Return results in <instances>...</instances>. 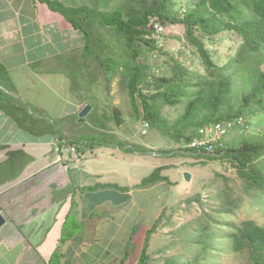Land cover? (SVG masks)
<instances>
[{
	"label": "trees",
	"instance_id": "obj_1",
	"mask_svg": "<svg viewBox=\"0 0 264 264\" xmlns=\"http://www.w3.org/2000/svg\"><path fill=\"white\" fill-rule=\"evenodd\" d=\"M47 1L53 10L60 12L83 33L87 55L94 52V45L102 50V60L96 56L107 78L121 73L134 109L133 119L136 118L142 131L143 122L149 124V129L143 135H147L152 128L159 129L166 139L181 146L182 155L201 160L203 164L207 159L228 161L234 168L226 169L225 174L218 172L219 179L212 180L214 186L210 183L211 190L217 191V198L212 194L208 201H204L202 195L195 198L201 207V228L196 237L192 236L189 240L199 247L198 252L193 254L191 264H195L198 258H201L199 264H211L212 253H222L223 241L237 262L264 264V225L249 216L244 219L239 216L243 212L264 211V0H197L189 4L182 15L175 9L176 0H95L91 7H68L59 1ZM121 2H124V6L119 5ZM115 4L118 6L113 10ZM162 22L184 27L186 44L194 47L193 55L196 52L199 54L196 57L200 60L199 70L195 69L193 58L187 66L183 60L176 59L161 48L159 53L168 57V62L161 65L162 73L159 74L150 63L149 59L158 56L156 37L164 30L158 31L156 25L163 26ZM89 23L91 26H88ZM100 29L105 32L104 36ZM224 32L237 36L238 47L235 54L222 63L216 57V49L209 48L207 44ZM97 40L100 41L98 46ZM14 101L12 96L0 91V108L16 118L23 127L38 133H45L43 129L52 133L59 131L47 120L39 123L36 115L28 108L17 106ZM88 104L92 105L90 116L96 108L90 98ZM168 106L182 108L173 124H169L168 118L161 113V109ZM114 110L113 119L115 117L117 124H123L126 119L122 109L116 106ZM38 124L43 128H39ZM127 124L130 125L129 122ZM213 126L225 130L223 136L216 137L212 142L215 153H205L204 147H188L199 135L200 128ZM103 127L108 129L106 125ZM60 138V147H75L78 152L83 150L84 145L94 143L63 134ZM118 144L126 145L122 141H117ZM126 146L123 148L126 153L149 151L144 145ZM162 149L164 153L168 150L166 147ZM67 152L72 157L69 149ZM171 152L177 154V151ZM165 168L171 166L155 168L142 179L140 185L170 182L167 176L161 174ZM99 188L125 190L113 183L88 186L81 190ZM80 227V224L66 225L61 234V243L65 244L73 238ZM156 227L148 232L140 248L129 245L122 254L121 264H151L154 261L148 248L155 237L152 234ZM164 251V247L158 250L159 253ZM163 264L185 263L183 255H177Z\"/></svg>",
	"mask_w": 264,
	"mask_h": 264
},
{
	"label": "crops",
	"instance_id": "obj_2",
	"mask_svg": "<svg viewBox=\"0 0 264 264\" xmlns=\"http://www.w3.org/2000/svg\"><path fill=\"white\" fill-rule=\"evenodd\" d=\"M49 1L77 6V0ZM84 47L83 33L47 0H0V91L18 100L17 106L25 104L39 123L47 120L54 126L65 119L73 123L87 118L79 113L89 98L77 94L69 74L71 64L76 70L71 58ZM47 108L51 114L45 113ZM43 132L23 127L0 108V212L5 217L0 264H121L129 245L145 242L159 205L163 211L167 207L170 196L162 195L158 185L166 183L171 191L185 188L168 172L179 165L158 166H171L161 173L169 183L141 186L145 176H137L139 167H148V175L154 170L144 161L149 158L142 156L144 152L123 151L119 156L112 151L103 157V143H93L83 146V160L74 164L65 150L56 151L60 135ZM106 183L125 190H81ZM69 223L83 227L62 244L61 234Z\"/></svg>",
	"mask_w": 264,
	"mask_h": 264
},
{
	"label": "rangeland",
	"instance_id": "obj_3",
	"mask_svg": "<svg viewBox=\"0 0 264 264\" xmlns=\"http://www.w3.org/2000/svg\"><path fill=\"white\" fill-rule=\"evenodd\" d=\"M93 1L95 0H77V6L75 7H91ZM176 1L177 7L175 9L178 10V12L182 15L185 13V10L188 9V5L191 3L193 4L197 0ZM119 5L124 6V2H121ZM116 6H118V4H115L112 9L114 10ZM93 13L94 11L90 12L89 16ZM162 23L164 27L163 34H158L156 37V41L159 46L157 49L158 51H156L158 56L156 58L149 59L150 63L155 66L157 72L161 74L163 69L161 67L162 63L168 62V57L160 54V48L164 49L170 55L172 54L176 59L183 60L187 66L191 64V58H193V65H195V69L199 70L201 68L200 60L196 59L199 54L196 52V54L193 55L192 52H194V47L186 44L184 39V27L181 24H171L168 22ZM88 26H91V23H89ZM100 32L101 35H105L103 29H100ZM221 36H218L213 42H208L207 45L209 48L214 47L217 52L216 57L222 63H225L230 56L235 54L238 47V38L236 35L228 32H224ZM98 43H100V41L98 42L97 40V46ZM92 51L94 52L91 54L89 53L88 55L85 53V51L83 53L77 51L76 56L74 55V58H71V61L76 60V70L75 66L71 64L69 66V74L75 79L74 87L77 94L90 98L96 109L90 116L88 115L89 117L87 116L88 118L84 119L83 121L78 119V121L72 123L69 121L70 119H65L59 123H54V127H58L60 129L57 134H67L71 136V138L77 137L81 140L83 139L94 142V144L104 143L103 157H105L104 155L107 152L112 151L116 153V155L122 156L124 151L123 148H126V145L138 144L147 146V149H150L142 156L149 157L148 160L144 161H149V163H152L154 165V169L158 168V166L162 164L177 163L179 165L176 167L177 170H175L173 167L171 171L168 172L172 178H175V180L186 186H184V189L173 187L174 190L171 191L170 186L165 185L166 183H161L158 185L161 188L160 193L165 197L167 196V199L170 196V199L167 201L166 208H168V210L165 208L163 211V206L160 204L159 208L157 209L158 214H156L154 218H151L154 219L153 221L159 222L154 234L152 235V237H155L150 242L148 252L153 255L154 261L151 262V264H163V262L167 261L170 257L177 255H183L184 263L191 264V261L194 258L193 254L198 252L199 247L197 244L192 245L189 240L192 239V236L196 237L199 229L201 228L199 227L201 207L195 198L199 195H202V198L205 199L204 201L210 200L209 196L211 194H217L216 190H211L210 188V183L212 186H214L212 180L216 181L219 179L217 177V173L221 172L225 174L227 173L226 169L234 168L230 166V162L228 161L219 162L207 159L204 160L205 164H203L201 163V160L182 155L180 151L181 146L178 144L176 145V143L172 142L170 139H166L159 129L152 128L149 130L147 135H143L142 133L145 131H142V127H139V123L136 121V118L133 119L134 109L131 106L130 94L125 82L123 81L121 73L118 72L107 78L105 76V69L101 65L100 61H97V56H100L102 60V50L98 47H95L94 45ZM85 55H87V57H84ZM82 68L83 70L81 71ZM75 73H77L76 77L74 76ZM14 102L17 103L18 100H15ZM137 102L141 115H143L144 112L141 102L139 99ZM22 105L25 106V104ZM116 106L122 109L123 117L126 119L123 124H117L115 121L116 118L114 117L115 120L113 119L115 111L114 108ZM40 112L44 114V112ZM181 112L182 108L180 107L174 108L168 106L161 109L162 115L168 118L169 124H173L178 119V116ZM45 113L51 114L52 109L47 108ZM43 116H45V114ZM128 122L130 125L127 124ZM103 125H106L108 129H105ZM117 141H122L126 145H117ZM110 144L115 146H110ZM163 147L168 149L165 153L162 152ZM175 147L178 149L174 150ZM117 149H120V152H117ZM171 149L173 151H177V154L176 152V155L171 154L173 153L171 152ZM169 150L171 151L169 152ZM124 154H126L125 151ZM130 154L137 153L133 152ZM114 163L109 162L107 165H113ZM95 164L98 166L97 162H95ZM103 168H106L105 165ZM120 170L122 171L121 167ZM148 170V167L142 165L139 167L137 176H147L149 174ZM185 171H189L193 175L191 181H187L185 179ZM115 177L116 176L112 175L110 178L111 180H115ZM215 191L216 193L213 194L212 192ZM213 209H215V207H213ZM213 216H216V214H213ZM239 216L240 219H244L249 216L250 218L256 219V221L264 225V211L261 209L256 212H252L251 214L245 212L239 213ZM153 223L150 221L149 226L152 227ZM80 225L81 227L79 230H81L83 227L82 224ZM182 229L183 231L181 233ZM211 229L213 230L214 226H212ZM120 238L121 237H119V239ZM139 242L135 244L134 248L140 246V244L143 243L142 241ZM225 243L226 242L223 241V251L221 254H218V252L212 253L211 264H241V262H237L235 256L230 251H228V249L225 247ZM163 247L166 251L159 253L158 250ZM56 260L59 261L58 255ZM199 262H201V258H198L194 263L199 264Z\"/></svg>",
	"mask_w": 264,
	"mask_h": 264
},
{
	"label": "built area",
	"instance_id": "obj_4",
	"mask_svg": "<svg viewBox=\"0 0 264 264\" xmlns=\"http://www.w3.org/2000/svg\"><path fill=\"white\" fill-rule=\"evenodd\" d=\"M158 31L162 32L163 26L162 25H156ZM144 127L148 128L149 124L145 121L144 122ZM225 133V130L219 126H215L212 128H201L199 130V135L196 136L188 145L189 147H204V152L213 154L215 153V147L212 144V142L218 137L219 135H222ZM66 147V150L69 149L70 152L72 153V160L74 161H79L81 157V153L78 152L77 148L75 147ZM202 149V148H200ZM62 150L61 147H56V151L60 152Z\"/></svg>",
	"mask_w": 264,
	"mask_h": 264
},
{
	"label": "water",
	"instance_id": "obj_5",
	"mask_svg": "<svg viewBox=\"0 0 264 264\" xmlns=\"http://www.w3.org/2000/svg\"><path fill=\"white\" fill-rule=\"evenodd\" d=\"M92 110V106L90 104L85 105V107L81 110V112L79 113V117H85L87 116V114H89V112ZM185 179L187 181H190L192 178L191 173L189 172H185ZM5 223V217L2 215V213L0 212V226L3 225Z\"/></svg>",
	"mask_w": 264,
	"mask_h": 264
},
{
	"label": "clouds",
	"instance_id": "obj_6",
	"mask_svg": "<svg viewBox=\"0 0 264 264\" xmlns=\"http://www.w3.org/2000/svg\"><path fill=\"white\" fill-rule=\"evenodd\" d=\"M88 115V114H87ZM145 122V121H144ZM144 122H143V127H144ZM214 127V126H213ZM209 128H212V127H209ZM149 128H145L144 127V131L146 132L147 130H148ZM201 129V128H200ZM224 134H222V136H223ZM218 137H220V135L218 136ZM58 145V146H57ZM56 146L57 147H60V145L59 144H57ZM66 145H63L61 148H62V150H65L66 152H67V150H66V147H65ZM189 147V146H188ZM186 148V147H185ZM61 152V151H60ZM59 152V153H60ZM68 153V152H67ZM81 153V157H80V160L79 161H74V160H72V157H70V158H68V160L70 161V163H74V164H80L81 162H82V160H83V157H84V154H83V152L81 151L80 152ZM185 172H189V171H185ZM190 173V172H189ZM192 175V174H191ZM193 176V175H192ZM191 180H192V178H191ZM190 180V181H191ZM167 183H169V182H167ZM174 194V193H173ZM188 202V201H187ZM167 210H168V208H166ZM158 222L159 221H156V222H154V225H153V227L155 226V225H157L158 226ZM152 227V228H153ZM156 229V228H155ZM154 232H155V230H154ZM154 232H153V234H154ZM152 234V235H153Z\"/></svg>",
	"mask_w": 264,
	"mask_h": 264
}]
</instances>
